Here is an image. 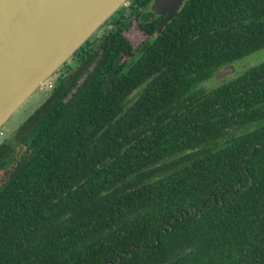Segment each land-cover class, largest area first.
I'll list each match as a JSON object with an SVG mask.
<instances>
[{"label": "trees", "instance_id": "trees-1", "mask_svg": "<svg viewBox=\"0 0 264 264\" xmlns=\"http://www.w3.org/2000/svg\"><path fill=\"white\" fill-rule=\"evenodd\" d=\"M152 1L0 143V264H264V60L215 76L264 46V0H184L159 33Z\"/></svg>", "mask_w": 264, "mask_h": 264}, {"label": "water", "instance_id": "water-1", "mask_svg": "<svg viewBox=\"0 0 264 264\" xmlns=\"http://www.w3.org/2000/svg\"><path fill=\"white\" fill-rule=\"evenodd\" d=\"M184 0H153L165 14L157 32ZM127 0H0V129L9 116ZM233 64L216 73L234 72Z\"/></svg>", "mask_w": 264, "mask_h": 264}, {"label": "rangeland", "instance_id": "rangeland-1", "mask_svg": "<svg viewBox=\"0 0 264 264\" xmlns=\"http://www.w3.org/2000/svg\"><path fill=\"white\" fill-rule=\"evenodd\" d=\"M127 4V2L125 3ZM123 21L129 22L128 26L124 29V34L126 37L130 40L132 43L133 48L137 47L138 44L144 40L147 37V33L143 31V29L138 24V18L136 16V12H131L130 9H126L123 17L121 18ZM111 27V24L108 25H102L98 28V30L93 34L97 39L101 37L102 34H104L109 28ZM98 42L96 43V45ZM264 60V46L255 49L242 58L236 60L234 65V72L239 73L242 70H244L249 65H254L259 62H262ZM68 62H72V58L67 60ZM59 73V70H57L51 77L50 81L41 87H38L34 93L28 98L27 101L22 103L19 108L14 111L9 118L5 121V123L1 126V132L0 135V143L3 141H13L16 149L19 151L24 149L23 144L20 142V139L22 135H24L25 131L19 132L18 136H16L14 133L19 128V126L26 120V118L35 111L39 107V105L46 101L48 96L51 94V88L48 83H52L56 77V75ZM217 78V77H216ZM207 82H215V79H210ZM27 131V130H26ZM15 135V136H14Z\"/></svg>", "mask_w": 264, "mask_h": 264}, {"label": "built area", "instance_id": "built-area-1", "mask_svg": "<svg viewBox=\"0 0 264 264\" xmlns=\"http://www.w3.org/2000/svg\"><path fill=\"white\" fill-rule=\"evenodd\" d=\"M49 81H50V80H49ZM47 82H48V81H47ZM47 82H46V83H47ZM46 83H45V84H46ZM48 84H49L50 86L52 85V83H48ZM1 134H2V132H1V130H0V135H1Z\"/></svg>", "mask_w": 264, "mask_h": 264}]
</instances>
